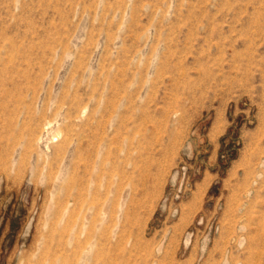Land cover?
<instances>
[{
  "label": "rangeland",
  "instance_id": "obj_1",
  "mask_svg": "<svg viewBox=\"0 0 264 264\" xmlns=\"http://www.w3.org/2000/svg\"><path fill=\"white\" fill-rule=\"evenodd\" d=\"M0 264H264V0H0Z\"/></svg>",
  "mask_w": 264,
  "mask_h": 264
},
{
  "label": "bare ground",
  "instance_id": "obj_2",
  "mask_svg": "<svg viewBox=\"0 0 264 264\" xmlns=\"http://www.w3.org/2000/svg\"><path fill=\"white\" fill-rule=\"evenodd\" d=\"M11 92H12V91H11ZM4 95H6V94L4 93ZM2 98H3V97H2ZM18 98H19V97H18ZM5 99H6V98H5ZM9 100H10V99H9ZM17 101H18V100H17ZM20 101H22V100H20ZM20 101H19V102H20ZM74 101H75V100H74ZM3 102H4V101H3ZM12 102H14V100L11 101V103H12ZM76 102H77V101H76ZM70 103H71V102H70ZM74 104H75V102H74ZM4 105H5V104H4ZM72 105H73V104H72ZM68 106H69V105H68ZM2 108H3V107H2ZM75 109H76V108H75ZM67 115H68V114H66V118L68 117ZM69 118H70V117H69ZM65 120H66V119H65ZM67 120H68V118H67ZM68 122H70V120H69ZM45 123H46V122H45ZM65 123L67 124V121H66ZM66 124H65V126H66ZM70 124H72V123H70ZM45 126H46V125H45ZM70 126H71V125H70ZM66 127L68 128L69 126H66ZM66 127H65V129H64V127H63V129L66 130V129H67ZM44 128H45V127H44ZM60 129H61V128H60ZM69 129H70V128H69ZM69 129H68V132H69ZM71 129H72V128H71ZM73 130H74V129H72V131H70L71 137L73 136V135H72ZM61 132H62V131H61ZM63 132H64V131H63ZM63 132H62V133H63ZM65 132H67V131H65ZM65 132H64L63 134H65V136H67L66 138H68V136H70V134H69V135H66ZM77 133H78V132H77ZM79 133H80V132H79ZM67 134H68V133H67ZM74 134L77 135L76 132H75ZM62 137L64 138V136H62ZM71 137H69V138H70L69 140L73 139V138H71ZM77 137H78V135H77ZM74 138H75V137H74ZM67 140H68V139H67ZM67 140L64 141V139H62V142L64 141L63 143H66ZM60 141H61V140H60ZM57 144H58V143H57ZM57 144H56V145H57ZM61 145H62V144H61ZM65 145H67V144H65ZM58 147H59V146H58ZM65 147H66V146H65ZM65 147H64V148H65ZM62 148H63V147H62ZM60 149H61V148H60ZM56 150H57V148H56ZM64 169H65V168H64Z\"/></svg>",
  "mask_w": 264,
  "mask_h": 264
}]
</instances>
